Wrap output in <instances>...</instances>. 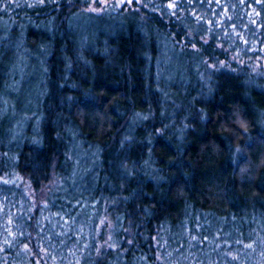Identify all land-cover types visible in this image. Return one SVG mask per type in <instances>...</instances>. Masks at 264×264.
I'll use <instances>...</instances> for the list:
<instances>
[{
  "label": "trees",
  "instance_id": "obj_1",
  "mask_svg": "<svg viewBox=\"0 0 264 264\" xmlns=\"http://www.w3.org/2000/svg\"><path fill=\"white\" fill-rule=\"evenodd\" d=\"M103 1L0 0V264H264V0Z\"/></svg>",
  "mask_w": 264,
  "mask_h": 264
},
{
  "label": "rangeland",
  "instance_id": "obj_2",
  "mask_svg": "<svg viewBox=\"0 0 264 264\" xmlns=\"http://www.w3.org/2000/svg\"><path fill=\"white\" fill-rule=\"evenodd\" d=\"M145 0H135L134 3H127V0H114L113 3H108L107 1L101 2L100 8L92 7L89 11L93 13H107L110 12L111 9L116 11L122 7L129 9H145L150 12L152 9L147 5ZM32 61L30 64H25L23 69H19L17 74V80L15 81L13 87L11 88V94L14 98L10 101V106L15 109L21 105H29L33 102L34 97L36 96L37 84L40 81L39 76V67L37 66L38 54L32 55ZM30 62V61H29ZM264 67V65H263ZM99 226H103L104 230L101 231L102 238L104 239L102 243L108 244L110 237L112 236L111 229L112 226L109 223H104L102 221ZM101 243V244H102ZM259 254V258H261ZM177 258V257H176ZM251 258V257H249ZM248 257H237L235 255L226 253L221 256H217L216 254H203L202 257L199 258L198 264H261V260L255 259V261H251ZM182 259V258H181ZM179 258L170 259V264H192L191 261L181 260ZM220 259V261L218 260ZM165 264V263H164Z\"/></svg>",
  "mask_w": 264,
  "mask_h": 264
},
{
  "label": "snow or ice",
  "instance_id": "obj_3",
  "mask_svg": "<svg viewBox=\"0 0 264 264\" xmlns=\"http://www.w3.org/2000/svg\"><path fill=\"white\" fill-rule=\"evenodd\" d=\"M39 2L43 4L46 2V0H39ZM134 2L135 0H127V3H134ZM92 3L99 4V0H92ZM175 7H177L175 0H173V2L171 3H168V8H175Z\"/></svg>",
  "mask_w": 264,
  "mask_h": 264
}]
</instances>
